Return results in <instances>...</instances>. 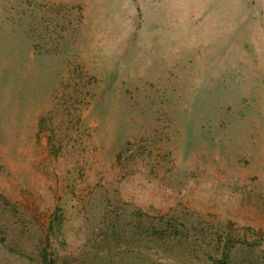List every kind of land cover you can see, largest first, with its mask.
I'll return each instance as SVG.
<instances>
[{"label":"rangeland","instance_id":"obj_1","mask_svg":"<svg viewBox=\"0 0 264 264\" xmlns=\"http://www.w3.org/2000/svg\"><path fill=\"white\" fill-rule=\"evenodd\" d=\"M45 249L264 264V0H0V264Z\"/></svg>","mask_w":264,"mask_h":264},{"label":"trees","instance_id":"obj_2","mask_svg":"<svg viewBox=\"0 0 264 264\" xmlns=\"http://www.w3.org/2000/svg\"><path fill=\"white\" fill-rule=\"evenodd\" d=\"M38 47H40V46H38ZM147 234H148V232H147ZM151 236H150V238H152V239H157V237L158 238H165V236L163 235V236H160V235H158L157 236V234L156 233H151L150 234ZM148 238V237H147ZM227 244H229L228 242H227ZM226 244V245H227ZM146 245H147V247L149 248V246H150V243L147 241V243H146ZM15 247H16V245H15ZM225 250V249H224ZM14 251V250H13ZM228 251H229V246H226V250H225V253H228ZM15 252V255H14V257H17L16 255H17V253H18V251H14ZM147 254H149V250L147 251ZM43 258L45 259V261L43 262V260H42V262H43V264L44 263H46V259H47V251H46V249L43 251ZM147 257V256H146ZM151 257V256H150ZM53 264V263H52Z\"/></svg>","mask_w":264,"mask_h":264}]
</instances>
